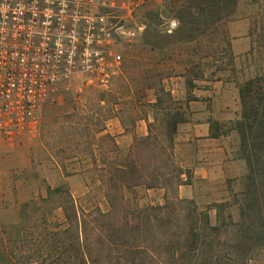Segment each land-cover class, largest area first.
<instances>
[{
    "label": "rangeland",
    "instance_id": "374dc122",
    "mask_svg": "<svg viewBox=\"0 0 264 264\" xmlns=\"http://www.w3.org/2000/svg\"><path fill=\"white\" fill-rule=\"evenodd\" d=\"M174 1L98 0L94 10L106 16L107 27V35L101 37L98 47L108 63H113L116 56L122 57L120 72L115 74L117 68H110L109 89L101 86L96 71L82 69V73H76L68 82L61 83L55 101L43 104L40 111L41 128L36 137H26L13 145L0 143V259L3 244L7 243L8 237L16 236L13 227L19 221L22 206L33 199L40 200L45 197L48 185L53 188L67 185L81 209L89 211L100 207L103 211L109 210L105 188L99 181L101 174L94 170L92 156L83 153L93 143L99 166L105 163V159L116 161L127 155L131 146L125 150L120 149L117 154L99 155L98 122L102 121L104 114L114 117L122 113L129 122L131 117L141 115H151L154 118L152 104L156 100V89L149 88L142 81L140 76L143 71L148 70L153 75L161 71L165 74L173 71V77L164 79L163 84L166 89L174 91L172 94L175 99L184 106L187 105L185 78L178 76L183 69L178 68L175 61L180 48L193 47L188 43L182 44L181 40L189 35H198L199 32L193 26L183 31L177 30L173 3L180 9L182 5H188L192 1ZM208 1L211 0H203ZM234 1V6H224L216 13V16L224 17L221 28L228 32L234 64L233 67L226 66L224 72L218 73L220 80L217 81H223V87L230 83L232 88L225 95L223 91L217 94L216 101L213 98L208 99V111L214 116L208 113L205 120L208 119L211 133L218 135L222 147L225 148L224 155L215 156L209 162L215 167L223 161L226 164L224 170L231 172H216L212 181L198 182L195 185L194 198L190 199L195 200L200 209L209 210L213 223H216L217 218L216 211L212 209L213 205L229 202L226 217L232 215L233 221L240 226L235 233L241 228L247 233L248 228L244 225L254 223L252 233L256 240H244L241 248L251 258L248 264H264V163L259 165L253 157L250 165L235 126L242 114L239 86L264 75V0ZM85 40L92 39L82 38V49ZM234 45H238L237 49ZM84 57L82 53V59ZM228 59L226 57V63ZM209 61L212 60H207ZM214 69L213 64L207 68L206 80L196 82L197 88L193 90V95L194 92L199 94V90L210 89L217 82H209ZM226 108H230L232 112L228 114ZM186 112L189 119L192 112L189 108ZM228 116L233 118L228 119ZM86 123L89 125V135L76 140V146L82 154L66 159L61 155V160L66 165V170L63 171L54 153L61 146H67L64 144L69 131L66 128L72 125L82 128ZM62 132L63 138L60 142L58 137ZM69 145H74L72 139ZM125 194L128 199H135L142 208L164 203L162 189L148 191L141 187L135 193L126 191ZM180 197L188 199L181 195ZM48 219V227L52 230L61 228L65 221L61 209L48 214Z\"/></svg>",
    "mask_w": 264,
    "mask_h": 264
},
{
    "label": "trees",
    "instance_id": "16d2710c",
    "mask_svg": "<svg viewBox=\"0 0 264 264\" xmlns=\"http://www.w3.org/2000/svg\"><path fill=\"white\" fill-rule=\"evenodd\" d=\"M191 1L188 5H179L180 9L173 3L177 30L193 26L199 32L181 40L182 44L193 47L180 48L175 61L183 69L178 76L185 78L187 105L175 99L163 84L164 79L173 77V71L155 75L143 71L142 81L156 89L152 104L154 118L148 135L135 138L127 155L116 161L104 158L101 166L93 143L83 153L92 156L94 170L101 174L99 181L105 188L109 210L81 209L67 185L56 188L48 185L45 197L22 206L19 221L13 227L16 236L8 237L3 244L0 264H248L251 260L241 247L244 240H256L254 223L244 225L247 233L250 230L248 235L243 228L235 233L240 226L232 215L226 217L229 202L213 205L217 214L213 223L209 210L200 209L195 200L183 199L179 194L180 187L191 185L193 180L191 172L176 163L174 141L178 127L188 121V103L198 100L193 95L196 82L206 80V70L212 64L215 69L209 82L220 80L218 73L224 72L226 66H234L228 32L221 28L224 17L216 13L236 2ZM239 94L242 114L235 122L236 130L250 165L253 157L260 165L264 163V75L241 84ZM111 118L104 114L98 122L100 156L120 153L115 138L106 133ZM87 124L82 128L74 125L66 128L69 130L64 142L67 146H61L54 153L63 171L66 165L60 156L66 159L82 154L76 140L89 135ZM212 137L218 138V135L212 134ZM58 138L62 142L63 132ZM71 139L72 147L68 146ZM141 187L162 189L164 203L142 208L135 199L126 197V191L135 193ZM58 209L63 211L65 221L61 228L52 230L48 227V214Z\"/></svg>",
    "mask_w": 264,
    "mask_h": 264
},
{
    "label": "built area",
    "instance_id": "2783aa9c",
    "mask_svg": "<svg viewBox=\"0 0 264 264\" xmlns=\"http://www.w3.org/2000/svg\"><path fill=\"white\" fill-rule=\"evenodd\" d=\"M97 3L0 0V143L36 137L43 104L55 101L61 83L82 69L96 71L109 89L110 68L120 72L122 57L108 63L98 47L107 27L106 16L94 10ZM82 38L92 39L83 49Z\"/></svg>",
    "mask_w": 264,
    "mask_h": 264
},
{
    "label": "crops",
    "instance_id": "0c3cea01",
    "mask_svg": "<svg viewBox=\"0 0 264 264\" xmlns=\"http://www.w3.org/2000/svg\"><path fill=\"white\" fill-rule=\"evenodd\" d=\"M237 47L238 45H234L235 49ZM222 83L223 81L214 82L210 89L199 90V94L194 92V96L198 100L188 103L192 116L189 117L186 123L178 127V132L175 135L174 155L176 163L184 170H189L192 174L193 183L181 186L179 191L182 197L184 196L188 199L194 198V189L198 182L204 180L212 181V176L216 172L219 174L231 172V170H224L226 164H223V161L219 165H214L215 167H212V162H209V159L225 154L221 139L212 137L210 122L208 119L205 121L208 113L210 116H214L208 111V99L213 98L216 101L221 91L225 95L232 88L230 83L226 84L225 87H223ZM172 92L174 93V91ZM151 102H154V100ZM226 110L228 114L232 112L230 108H226ZM232 118V116H228V119ZM152 121L153 117L151 115H141L131 117V122H129L124 119L122 113H118L107 122L106 133L115 138L119 149L125 150L132 145L135 138H142L148 135V127Z\"/></svg>",
    "mask_w": 264,
    "mask_h": 264
}]
</instances>
